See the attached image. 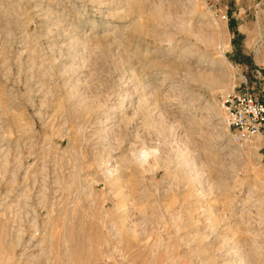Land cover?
Returning a JSON list of instances; mask_svg holds the SVG:
<instances>
[{
	"label": "rangeland",
	"instance_id": "1",
	"mask_svg": "<svg viewBox=\"0 0 264 264\" xmlns=\"http://www.w3.org/2000/svg\"><path fill=\"white\" fill-rule=\"evenodd\" d=\"M263 61L264 0H0V264H264Z\"/></svg>",
	"mask_w": 264,
	"mask_h": 264
},
{
	"label": "built area",
	"instance_id": "2",
	"mask_svg": "<svg viewBox=\"0 0 264 264\" xmlns=\"http://www.w3.org/2000/svg\"><path fill=\"white\" fill-rule=\"evenodd\" d=\"M205 1L213 8L220 7L223 12L229 9L230 0ZM222 108L236 143L264 138V61L258 66L251 83L245 80L237 90L223 98ZM261 156L264 169V150Z\"/></svg>",
	"mask_w": 264,
	"mask_h": 264
},
{
	"label": "bare ground",
	"instance_id": "3",
	"mask_svg": "<svg viewBox=\"0 0 264 264\" xmlns=\"http://www.w3.org/2000/svg\"><path fill=\"white\" fill-rule=\"evenodd\" d=\"M83 102H84V107H83V109H82V113L84 114V115H89L91 112H92V108H91V105H92V102H86V100H83ZM40 116V115H39ZM88 122H89V120H88ZM87 123V122H86ZM85 123V124H86ZM47 141V140H46ZM48 141H50V140H48ZM51 142V141H50ZM46 145H48V143L46 144ZM49 147V146H48ZM47 147V148H48ZM52 146H50L49 148H51ZM48 148V149H49ZM58 149V148H57ZM52 150V149H51ZM51 150H49V151H51ZM72 176V180H73V178H75L76 179V177H75V173L74 174H72L71 175ZM70 185L72 186L73 185V183L71 184L70 183ZM94 185V184H93ZM92 185V186H93ZM68 188V187H67ZM76 189V188H75ZM80 189V188H79ZM94 189H95V186H93V188L92 187H90V191H89V194L87 195V196H89V197H91V198H94V193H93V191H94ZM70 189H68V190H66V192L68 193V191H69ZM61 191V190H60ZM83 191V190H82ZM63 192V191H62ZM70 192V191H69ZM75 192H77V191H75ZM64 193V192H63ZM63 195V194H62ZM77 195V194H76ZM69 196H70V194H69ZM96 196V195H95ZM71 197V196H70ZM74 197V196H73ZM45 200V199H44ZM94 200V199H93ZM104 203V202H103ZM102 203V204H103ZM54 206V205H53ZM52 207V206H51ZM58 208V207H57ZM58 210H60V209H58ZM64 212V211H63ZM62 213V212H61ZM60 213V214H61ZM50 214V213H49ZM52 215H53V213H52ZM49 217H50V219H51V214L49 215ZM52 218H53V216H52ZM56 218V217H55ZM58 218V217H57ZM60 218V217H59ZM50 221H52V220H50ZM58 221V220H57ZM56 222V221H55ZM58 223H59V221H58ZM51 225V224H50ZM52 226H54L53 224H52ZM54 229V228H53ZM57 229V228H56ZM54 231H55V229H54Z\"/></svg>",
	"mask_w": 264,
	"mask_h": 264
}]
</instances>
